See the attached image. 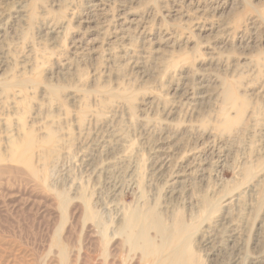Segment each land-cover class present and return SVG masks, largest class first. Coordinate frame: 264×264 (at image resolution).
Segmentation results:
<instances>
[{"label":"rangeland","instance_id":"374dc122","mask_svg":"<svg viewBox=\"0 0 264 264\" xmlns=\"http://www.w3.org/2000/svg\"><path fill=\"white\" fill-rule=\"evenodd\" d=\"M126 13L146 22L144 34L130 32L124 58L91 56L96 44L100 53L114 47ZM186 18L202 30L183 24ZM48 26L58 34H47ZM163 37L173 45L155 53ZM182 84H193L201 102L175 95ZM27 134L34 175L9 151ZM212 142L226 148L223 169L216 154L202 152ZM165 143L170 169L158 174L153 164ZM189 151L205 172L171 184ZM232 191L237 201L227 205ZM204 201L213 209L203 215ZM132 214L160 222L162 230L145 233L151 249L122 227ZM173 217L193 228L182 246L196 264H264V0H0V264H129L133 257L147 264L143 249L169 255ZM206 224L216 225L206 237L216 256L200 239Z\"/></svg>","mask_w":264,"mask_h":264},{"label":"bare ground","instance_id":"6f19581e","mask_svg":"<svg viewBox=\"0 0 264 264\" xmlns=\"http://www.w3.org/2000/svg\"><path fill=\"white\" fill-rule=\"evenodd\" d=\"M92 1V0H91ZM112 1V0H111ZM103 2V1H102ZM97 3V2H96ZM174 4V3H173ZM89 5V4H88ZM222 5V4H221ZM96 5H93L92 7L94 8ZM101 7V6H100ZM102 9V8H101ZM88 10V9H87ZM97 10V9H96ZM107 11V10H106ZM152 11V10H151ZM104 13V12H103ZM86 14V13H85ZM89 15L91 14V13H88ZM22 15V14H21ZM17 17V16H16ZM23 17H24V15H23ZM91 17V16H90ZM208 17V16H207ZM103 18V17H102ZM110 18V17H109ZM97 19V18H96ZM187 20L185 21V22H183V24L184 23H187V24H191V26L195 29V30H202V27H200L199 25L197 26V23L199 22L197 19H193V18H186ZM28 20H31V19H29L28 18ZM94 20V19H93ZM100 21V20H99ZM198 21V22H197ZM106 22V21H105ZM155 22V21H154ZM95 23V22H94ZM119 23V22H118ZM121 23V22H120ZM122 23H123V27H122V30H121V34H120V36L117 38V41L116 42H114V44H113V46L114 47H112V46H107V48L106 49H104L103 50V52H101L100 53V44H96V46H92V47H90V48H88V50H87V52H89L90 53V55L91 56H94V55H98V57L100 56V55H102V56H105L106 58H107V60L109 61V59L111 58V56H113L114 55V58L115 57H117V58H119V59H121V58H124L125 57V55L128 53L127 52V49H126V46L127 45H125V41L126 40H128V39H130L131 38V34H130V32H133L134 34L136 33V34H138V36H142L143 34H144V31H145V26H146V22H144L142 19H138V18H135L134 16H132L130 13H126V14H124V16H123V18H122ZM186 24V25H187ZM48 25V24H47ZM90 25V24H89ZM99 25V24H98ZM88 26V25H87ZM56 28V27H55ZM86 28V27H85ZM97 28V27H96ZM106 28V27H105ZM48 30H50V31H48ZM59 30V29H58ZM61 31H62V29H60ZM120 30V29H119ZM153 30V29H152ZM47 34H58V32L56 31V30H54V28H53V26H48L47 27ZM46 32V31H45ZM111 32H112V30H111ZM152 33V32H151ZM173 33V32H172ZM100 37V36H99ZM104 38V37H103ZM174 39V38H173ZM102 40V39H101ZM114 40V39H113ZM107 41V40H106ZM153 42H155V41H153ZM175 42V41H174ZM107 43V42H106ZM110 44V43H109ZM156 44H157V46H156V48H154V52L155 53H158L159 52V50H161V49H163V48H165V49H171V47H172V41L170 40V38H159L158 40H157V42H156ZM79 45V44H78ZM77 46V45H76ZM163 47V48H162ZM81 49V48H80ZM82 49H84V48H82ZM171 51V50H170ZM74 54V53H73ZM123 55V56H122ZM182 56H184V55H182ZM185 57V56H184ZM102 58H104V57H102ZM131 58H132V56H131ZM114 60H116V59H114ZM130 60V59H129ZM181 60V59H180ZM131 61V60H130ZM135 67V66H134ZM137 68V67H136ZM187 75V74H186ZM183 79H185V78H183ZM198 82V81H197ZM7 86V85H6ZM201 86V85H200ZM1 87H3V86H1ZM9 87V86H8ZM188 87H190V88H188ZM181 88H183V89H181ZM199 89H200V87H199ZM175 91V95H178L180 92H182V94H181V97L183 96L184 98H189V96H191V100H192V102H194V101H196V100H198V101H200V100H202L203 99V96H201V94L200 93H197L196 92V89L194 88V86H193V84L192 85H190V86H187V85H185V84H182V86L181 87H176V89L174 90ZM77 92H79V91H77ZM81 92H82V90H81ZM89 93L91 92V91H88ZM87 92V93H88ZM94 92H96V91H94ZM105 92V91H104ZM103 92V93H104ZM114 92V91H113ZM86 93V92H85ZM115 93H117V92H115ZM109 94V93H108ZM83 95V94H82ZM84 96V95H83ZM107 96V95H106ZM116 96V95H115ZM74 97V96H73ZM117 97V96H116ZM127 97V96H126ZM110 98V97H109ZM71 99H72V97H71ZM127 99V98H126ZM129 99V98H128ZM183 99V98H182ZM55 100V99H54ZM83 100V99H82ZM102 100V99H101ZM104 100H106V99H104ZM188 100H190V99H188ZM21 101V100H20ZM96 101H97V98H96ZM186 101V100H185ZM201 102V101H200ZM227 103L229 102V105H231V107H232V102L230 101V100H227L226 101ZM3 103V102H2ZM98 103V102H97ZM216 103V102H215ZM194 104V103H193ZM218 105H219V103H218ZM20 107V106H19ZM233 107L234 108H236V105L234 104L233 105ZM98 113V112H97ZM220 113V112H219ZM237 113H238V111H237ZM15 114V113H14ZM221 114V113H220ZM15 116H16V114H15ZM169 116V115H168ZM16 118V117H15ZM87 118V117H86ZM53 120V119H52ZM22 121V120H21ZM85 122H86V120H85ZM217 122V121H216ZM20 123H22V122H20ZM220 123V122H219ZM218 123V124H219ZM22 125V124H21ZM25 124L23 123V126H24ZM42 125V124H41ZM55 125V124H54ZM82 125V124H81ZM19 126H20V124H19ZM84 126V125H83ZM192 125H190V127H191ZM194 126V125H193ZM15 127V126H14ZM22 127V126H21ZM50 127V126H49ZM189 127V128H190ZM17 128H19V127H17ZM53 128V127H52ZM82 128V127H81ZM84 128V127H83ZM194 128H195V126H194ZM187 130H188V128H186ZM185 129V130H186ZM191 129V128H190ZM189 129V130H190ZM197 129V128H196ZM7 130V129H6ZM48 130V129H47ZM192 130V129H191ZM214 130V129H213ZM19 131H21V130H19ZM56 131V130H55ZM203 131V130H202ZM83 132V131H82ZM193 132V131H192ZM204 132V131H203ZM207 132V131H206ZM3 133L5 134L6 132H4L3 131ZM14 133V132H13ZM20 133V132H19ZM185 133H186V131H185ZM187 133H189V131L187 132ZM191 133V132H190ZM212 133H213V131H212ZM217 133V132H216ZM8 134V133H7ZM170 134V133H169ZM228 134V133H227ZM38 135V134H37ZM56 135H58V133L56 134ZM168 136V135H167ZM175 136V135H174ZM184 136V135H183ZM208 136V135H207ZM42 137V136H41ZM53 137H55V135L53 136L52 135V133L51 132H49L48 133V135H47V141H53ZM202 137V136H201ZM210 137V136H209ZM229 137V136H228ZM10 138H12V137H10ZM37 138V137H36ZM173 138V137H172ZM39 139V138H38ZM44 139V138H43ZM164 139V138H163ZM162 139V140H163ZM177 139V138H176ZM215 139V138H214ZM56 140V139H55ZM207 140V139H206ZM221 140V139H220ZM37 141V140H36ZM169 141V140H168ZM171 141V140H170ZM198 141V140H197ZM199 141H201V140H199ZM219 141V140H218ZM4 142V141H3ZM58 142H59V140H58ZM64 142V141H63ZM166 142V141H165ZM217 142V141H216ZM34 140H33V137H32V135L31 134H27L25 137H24V139H22L21 141H11V144H10V150L9 151H11V161H13V163H17V164H24L25 166H28V168H29V171H30V173L32 174V175H34L35 174V171L34 170H32V168H31V156H30V153H31V149L33 148V146H34ZM61 143V142H60ZM65 143V142H64ZM124 143H126V142H124ZM128 143V142H127ZM201 143V142H200ZM55 144H57V143H55ZM123 144V143H122ZM204 144V143H203ZM208 144V143H207ZM65 145V144H64ZM124 145V144H123ZM126 145V144H125ZM209 145V144H208ZM218 145H219V147H218ZM218 145H215V143L214 142H212V145H211V147L210 148H202V152H205V151H210V154H216L215 156H216V163H215V165H216V168L217 169H223V166L225 165V163H226V160H227V157H228V155H227V151H226V148L224 147V145L223 144H218ZM128 145H126V147H127ZM126 147H125V149H126ZM129 147H130V145H129ZM175 147V146H174ZM196 147V146H195ZM197 147H199V146H197ZM201 147V146H200ZM43 149V148H42ZM53 149H54V147H53ZM170 147H168V144L167 143H165L164 145H163V147H160L159 149H158V151H157V154H156V157H157V163L156 164H153L154 165V168H153V170L155 171V173L157 172L158 174H161L163 171H165L164 169H166L165 167H168L169 168V166H168V163L170 162V158H169V155H170ZM185 149V148H184ZM187 149V148H186ZM62 150H63V148H62ZM127 150H128V147H127ZM127 150H125L126 152H128ZM155 150H157V149H155ZM176 150H177V148H176ZM194 150V149H193ZM197 150V149H196ZM195 150V151H196ZM201 150V149H200ZM59 151H61V149L59 150ZM59 151H57V152H59ZM65 151V150H64ZM178 151V150H177ZM185 151V150H184ZM195 151H194V153H192L191 151H189L187 154H182V157L180 158V162L179 163H181L182 164V166H184V167H182L181 168V166H180V168L182 169V171H178L177 170V172H175L174 170V173L172 174V177H171V179L170 178H168V180L170 179V183L171 184H177L179 181H180V179H182V178H185L186 176H190V175H193L194 173H196V171H199L202 167H203V162L201 161V159L199 158V157H197V156H195L196 154H195ZM41 152V151H40ZM54 152V151H53ZM56 152V153H57ZM155 152V151H154ZM153 152V153H154ZM197 152V151H196ZM55 153V154H56ZM66 153V152H65ZM123 153H124V150H123ZM174 153V152H173ZM179 153V152H178ZM34 154V153H33ZM54 154V155H55ZM67 154V153H66ZM122 154V153H121ZM124 154H126V153H124ZM199 154V153H198ZM120 155V154H119ZM123 155V154H122ZM173 155V154H172ZM204 155V154H203ZM50 156V155H49ZM59 156V159H60V155H58ZM57 156V157H58ZM63 156V155H62ZM181 156V155H180ZM179 156V157H180ZM2 157V156H1ZM116 157V156H115ZM120 157H121V155H120ZM206 157V156H205ZM213 157V156H212ZM7 158V157H6ZM5 158V159H6ZM65 158V157H64ZM4 159V160H5ZM47 159V158H46ZM45 159V160H46ZM116 159V158H115ZM3 160V161H4ZM38 160V159H37ZM54 160V159H53ZM57 160V159H56ZM56 160L54 161V162H56ZM110 160V159H109ZM112 160H114L113 158H112ZM111 160V161H112ZM124 160V159H123ZM49 161V160H48ZM58 161V160H57ZM178 161V160H177ZM196 161H199V163H197V165H195L196 163ZM215 161V160H214ZM213 161V162H214ZM41 162V161H40ZM46 162H47V160L45 161V164H46ZM103 162V161H102ZM107 162V161H106ZM106 162H103V163H106ZM109 162V161H108ZM6 163H7V161H6ZM51 164V163H50ZM49 164V165H50ZM102 164V163H101ZM100 164V165H101ZM129 164V163H128ZM37 165V164H36ZM42 165V164H41ZM53 165H54V163H53ZM98 165V164H97ZM153 165H152V167H153ZM175 165V164H174ZM210 165H211V163H210ZM40 166V165H39ZM99 166V165H98ZM132 166V165H131ZM131 166H129L128 168H130ZM176 166V165H175ZM52 167V166H51ZM95 167H96V165H95ZM207 167H208V165H207ZM213 167V166H212ZM39 168V167H38ZM42 168H43V166H42ZM114 168V167H113ZM127 168V169H128ZM134 168V167H133ZM167 168V169H168ZM177 168V167H176ZM179 168V169H180ZM204 168V167H203ZM35 169V168H34ZM98 169V168H97ZM96 169V170H97ZM116 169V168H115ZM170 169V168H169ZM178 169V168H177ZM207 169V168H206ZM215 169V168H214ZM28 170V169H27ZM132 170H135V169H132ZM150 170V169H149ZM202 170V169H201ZM204 170H205V168H204ZM204 170H202L201 172L202 173H204L205 171ZM3 171V170H2ZM1 171V172H2ZM14 171V170H13ZM110 171V170H109ZM113 171H115V170H113ZM172 171V172H173ZM221 171V170H220ZM100 172H101V170H100ZM99 172V173H100ZM107 172V169H106V171H105V173ZM219 172V171H218ZM39 173V172H38ZM108 173V172H107ZM112 172H110V174H111ZM124 173L126 174V172L124 171ZM154 173V172H153ZM122 174V173H121ZM124 174V175H125ZM131 174V173H130ZM164 174V173H163ZM162 174V175H163ZM169 174V173H168ZM123 175V176H124ZM161 175V176H162ZM113 176V175H112ZM117 176V175H116ZM158 176V175H157ZM166 176V175H165ZM115 177V176H114ZM119 177V176H118ZM125 177V176H124ZM200 177V176H199ZM28 178H30V177H28ZM106 178V177H105ZM104 178V179H105ZM112 178V177H111ZM117 178V177H116ZM130 178H131V176H130ZM158 178V177H157ZM196 178V177H195ZM202 178V177H201ZM136 179V178H135ZM187 179V178H186ZM200 179V178H199ZM106 180H108V179H106ZM111 180V179H110ZM110 180H109V183H110ZM115 181H116V179H114ZM114 180H113V182H114ZM118 180V179H117ZM120 180V179H119ZM184 180V179H183ZM137 181V180H136ZM167 181V180H166ZM186 182V181H185ZM188 182V181H187ZM131 183V182H130ZM164 183V182H163ZM114 184H116L115 182H114ZM113 184V185H114ZM166 184H164V186H165ZM116 186H117V184H116ZM119 186V185H118ZM115 186H111V188H114ZM120 187V186H119ZM166 187V186H165ZM171 188V187H170ZM115 189V188H114ZM121 189H122V187H121ZM168 189V188H167ZM174 189V188H173ZM119 190V189H118ZM130 190V189H129ZM175 190V189H174ZM114 191V190H113ZM117 191V190H116ZM118 192V191H117ZM172 192V191H171ZM170 192V193H171ZM175 192V191H174ZM232 192H234V191H232ZM112 194H114V193H112ZM173 194V193H172ZM171 194V195H172ZM178 194V193H177ZM233 195L229 198V199H227V200H225V201H229L228 203H227V205L228 204H231V203H234V202H236L237 201V198H236V191L234 192V193H232ZM111 195V194H110ZM112 196V195H111ZM61 197V196H60ZM112 198V197H111ZM116 198H118L117 197V195H116ZM115 199V198H114ZM120 199V198H119ZM36 200H38V199H36ZM60 200H62L63 201V199H59V201ZM111 200V199H110ZM116 200V199H115ZM114 200V201H115ZM112 201V200H111ZM118 201V200H117ZM41 202V201H40ZM44 202H46V201H44ZM61 202V201H60ZM106 202V201H105ZM113 202V201H112ZM111 202V203H112ZM116 202V201H115ZM46 204V203H45ZM60 204H63V203H60ZM59 204V205H60ZM113 204V203H112ZM111 204V205H112ZM57 205V204H56ZM114 205V204H113ZM199 205V204H198ZM197 205V206H198ZM223 205V204H222ZM46 206V205H45ZM104 206V205H103ZM108 206V205H107ZM115 206H116V203H115ZM196 206V205H195ZM117 207V206H116ZM137 207V206H136ZM146 207V206H145ZM214 207H216V206H214ZM48 208H50L49 206H48ZM88 208V207H87ZM100 208V207H99ZM102 208V207H101ZM100 208V209H101ZM155 208V207H154ZM200 208V207H199ZM103 209V208H102ZM105 209V208H104ZM111 209V208H110ZM117 209V208H116ZM134 209V208H133ZM150 210H151V208H149ZM210 209H213L212 207H210V205H209V202H206V201H204L203 203H202V206H201V208H200V213H202L203 215L206 213L207 214V212L210 210ZM52 210V209H51ZM147 210V209H146ZM153 210V209H152ZM37 211V210H36ZM53 211H55V210H53ZM76 211V210H75ZM79 211V210H78ZM99 211V210H98ZM115 211V210H114ZM124 211H126V209L124 210ZM73 212H74V210H73ZM85 212V211H84ZM116 212V211H115ZM115 212L113 213V214H115ZM130 212H131V210H130ZM153 212V211H152ZM196 212V211H195ZM51 213H53V212H51ZM78 214H79V212H77ZM118 213V212H117ZM127 213H128V211H127ZM126 212H125V214H127ZM155 213H156V211H155ZM209 213V212H208ZM213 213H215V212H213ZM55 214V213H54ZM145 214H146V212H145ZM145 214H142L143 216L141 217V218H139L138 216H135L134 214H132V216L131 217H129V216H127L126 218H125V216H123L124 218H123V220L122 221H124V225L125 226H122V227H124L125 228V231L127 230V229H130V230H135L136 231V233H138V235H140L141 236V241L148 247V248H150V245H151V243H150V240L147 238L148 236H146V234L147 233H149V232H147L146 233V231L148 230V231H150V229L151 228H154L153 226H159V225H157L158 223L160 224V222H157V223H155L158 219H155V222H152L151 221V216H146ZM173 214V213H172ZM176 214V213H175ZM174 214V217H176V215ZM192 214V213H191ZM211 214V213H210ZM216 215L218 214V213H215ZM214 214V215H215ZM73 215H74V213H73ZM128 215H129V213H128ZM131 215V214H130ZM148 215H149V213H148ZM212 215V214H211ZM228 215V214H227ZM52 216V215H51ZM200 216V215H199ZM202 216V215H201ZM225 216H226V214H225ZM115 217H116V215H115ZM138 217V218H137ZM162 217H163V215H162ZM161 217V218H162ZM173 217V218H174ZM181 217V216H180ZM193 217V216H192ZM203 217V216H202ZM205 217V216H204ZM209 217H211V216H209ZM212 217H213V215H212ZM119 218V217H118ZM157 218V217H156ZM165 218V217H164ZM172 218V217H171ZM176 218H178V215H177V217ZM194 218V217H193ZM226 218V217H225ZM122 219V218H121ZM152 219H153V217H152ZM179 219V218H178ZM178 219H175L174 218V221H173V219H172V222H173V224H172V226L174 227L173 229V233H171V235H170V237H172L174 240H175V243H171L172 245V247H170L169 246V248H167V252H166V250H165V254H169L167 257H164V256H166V255H162V252H161V254L160 255H162L163 257L162 258H158L157 257V255H156V251H154L153 253H145L146 251L143 249L142 250V254H143V256L145 255V256H147L146 258H149V260H148V262H147V264H196L195 262H194V260L187 254L188 252H190L189 250H188V248H187V252H186V249H185V251H184V249H183V247L184 248H186V246H182V243L189 237V233H190V231H191V233H192V230H193V228H192V230H189L190 228H188V226L187 225H185V224H183V223H181V221H179ZM199 219V218H198ZM206 219V218H205ZM209 219V218H208ZM222 219V218H221ZM118 220V219H117ZM168 220V219H167ZM185 220V219H184ZM223 220H224V218H223ZM121 221V220H120ZM166 221V220H165ZM186 221V220H185ZM197 221V220H196ZM201 221V220H200ZM202 223H204L205 222V220H203L202 219ZM117 222V221H116ZM119 222V221H118ZM162 222V221H161ZM172 222H170V230H171V223ZM192 222H194V221H192ZM191 222V223H192ZM229 222V221H228ZM234 222V221H233ZM232 222V223H233ZM120 223V222H119ZM163 223V222H162ZM161 223V224H162ZM190 223V224H191ZM197 223V222H196ZM196 223H194V224H196ZM210 223V222H209ZM231 223V224H232ZM235 223V222H234ZM117 224V223H116ZM164 224V223H163ZM166 224V223H165ZM164 224V225H165ZM189 224V225H190ZM205 224V223H204ZM261 225L259 226V232H260V229H261V227L263 226V224L264 223H260ZM164 225H163V227L162 228H164ZM168 225V226H169ZM228 226L230 225V224H227ZM239 225V224H238ZM155 226V227H156ZM216 225H211V224H206L205 226H204V228L202 229V234H201V236H200V239L203 241V243H205V245L203 244V246H205V248H207L208 246H210L209 247V250H211V251H209L210 253V255H212V256H216V254H215V251H217L214 247H212L211 245V243L213 242H211V241H209L208 239H206V237L207 236H209V234L211 233L210 231L215 227ZM219 226V225H218ZM160 227V229L159 230H162L161 229V226H159ZM119 228V227H118ZM195 228V227H194ZM218 228H220V229H222L220 226L218 227ZM117 229V228H116ZM165 230H163L164 231V234H167V228L165 227L164 228ZM200 229V228H199ZM227 229H228V227L226 228V231H227ZM198 230V229H197ZM223 230V229H222ZM236 230V229H235ZM152 231V230H151ZM156 231V230H155ZM195 231V230H194ZM237 231H238V229H237ZM232 233H230L229 231H228V233L230 234V238H231V236H233L234 235V233H235V231H231ZM241 232H242V230H241ZM118 233H120V232H118ZM118 233H116V234H118ZM125 233V232H124ZM123 233V234H124ZM146 233V234H145ZM162 233V232H161ZM240 233V232H239ZM238 233V234H239ZM122 234V235H123ZM151 234V233H150ZM163 234V233H162ZM193 234V233H192ZM196 234H197V232H196ZM219 234V233H218ZM242 234V233H241ZM262 234V233H261ZM136 235V234H135ZM152 235V234H151ZM158 235H160V234H158ZM237 235V234H236ZM116 236V235H115ZM119 236V235H118ZM124 236V235H123ZM122 236V237H123ZM150 236V235H149ZM162 236V235H161ZM218 236V235H217ZM238 236H240V235H238ZM237 236V237H238ZM121 237V236H120ZM236 237V236H235ZM242 237V236H241ZM125 238V237H124ZM123 238V239H124ZM162 238H164L165 239V235H164V237H162ZM191 238H192V236H191ZM191 238H190V240H191ZM213 238H215V237H213ZM240 238V237H239ZM238 238V239H239ZM129 239V238H128ZM132 239V238H131ZM130 239V240H131ZM199 239V240H200ZM240 239H242V238H240ZM239 239V240H240ZM253 239H254V237H253ZM256 239V238H255ZM125 240H126V238H125ZM124 240V241H125ZM133 240V239H132ZM161 240V239H160ZM163 240V239H162ZM166 240V239H165ZM189 240V241H190ZM196 240V239H195ZM200 240V241H201ZM211 240V239H210ZM213 240H215V239H213ZM228 240V239H227ZM141 241L139 242V244L141 243ZM194 241V240H193ZM257 241H258V239H257ZM198 242V241H197ZM197 242H196V244H197ZM126 243V241L124 242V244ZM142 243V244H143ZM192 243V242H191ZM201 243V242H200ZM239 243H240V241H239ZM117 244H118V242H117ZM164 244V243H163ZM195 244V243H194ZM199 244V243H198ZM237 244V240L236 239H232L231 241H230V245H229V249L231 250V252H233L232 250L233 249H236V247H235V245ZM53 245V244H52ZM69 245V244H68ZM127 245H129V246H132L133 248H135V247H137V249L139 248L138 247V242L137 243H135V242H133L132 244H130V242H129V244H128V241H127ZM191 246H192V244H190ZM189 245V247H191ZM115 246L116 245H114L113 247H111L112 249L113 248H115ZM118 246H119V244H118ZM117 246V247H118ZM197 246H199V245H197ZM202 246V245H201ZM243 245H241V247H242ZM124 247H126V246H124ZM154 247H155V245H154ZM153 247V248H154ZM240 247V246H239ZM254 247H256V246H254ZM147 248V249H148ZM161 248V247H160ZM162 248H163V245H162ZM117 249V248H116ZM120 249V248H119ZM129 249V248H128ZM131 249V248H130ZM136 249V248H135ZM151 249V248H150ZM149 249V250H150ZM164 249V248H163ZM200 250H202L201 248H199ZM238 249V248H237ZM58 250V249H57ZM61 250V249H60ZM124 250V249H123ZM156 250V249H155ZM229 250V251H230ZM239 250V253H240V249H238ZM242 250V249H241ZM245 250V249H244ZM254 250H255V248H254ZM264 250V249H263ZM50 251H52V250H50ZM50 251H48L49 253H50ZM125 251V250H124ZM123 251V252H124ZM153 251V250H152ZM47 252V253H48ZM115 252H117V250L115 251ZM133 252V251H132ZM144 252V253H143ZM149 252V251H148ZM205 252V251H204ZM220 252V251H219ZM257 252H259V251H257ZM44 253V252H43ZM48 253V254H49ZM73 253V252H72ZM119 253H120V251H119ZM141 253V252H140ZM217 253V252H216ZM236 253V252H235ZM242 253V252H241ZM261 253H263L262 251L260 252V254ZM53 254V253H52ZM115 254V253H114ZM126 253H124L123 255H125ZM221 254V253H220ZM254 254V253H253ZM59 255H60V253H59ZM66 255V254H65ZM133 255V254H132ZM160 255H159V257H160ZM191 255V254H190ZM194 255V254H193ZM205 255H207L206 253H205ZM217 255H218V253H217ZM242 255V254H241ZM255 255H256V253H255ZM259 255V254H258ZM257 255V256H258ZM45 256H48L47 254H45ZM44 256V257H45ZM49 256H50V254H49ZM117 256H119V254L117 255ZM192 256V255H191ZM224 256V255H223ZM245 256H247L246 254H245ZM113 257V256H112ZM124 257V256H123ZM133 257V256H132ZM229 257H230V255H229ZM239 257V256H238ZM249 257V256H248ZM254 257H256V256H254ZM45 258H47V257H45ZM52 258V257H51ZM50 258V259H51ZM115 258V257H114ZM125 258V257H124ZM143 258V257H142ZM233 258V257H232ZM236 258V257H235ZM240 258V257H239ZM247 258V257H246ZM253 258V257H252ZM50 259H46L47 261H49ZM113 259V258H112ZM211 259V258H210ZM210 259H209V261H210ZM229 259V258H228ZM228 259H227V261H228ZM237 259V258H236ZM241 259V258H240ZM35 260V259H34ZM115 260H117V259H115ZM129 260V259H128ZM141 260V259H140ZM207 260V259H206ZM212 260V259H211ZM112 261V260H111ZM139 260H137V258H135V257H133V258H131L130 259V263H129V261H128V263L129 264H139V262H138ZM217 261V260H216ZM234 261V260H233ZM240 261V260H239ZM238 261V262H239ZM243 261V260H242ZM116 262V261H115ZM214 262V261H213ZM229 262V261H228ZM232 262V261H231ZM230 262V263H231ZM117 264L119 263L118 261L116 262ZM127 263V262H126ZM125 263V264H126ZM142 263V262H141ZM215 263V262H214ZM230 263H227V264H230ZM237 263V262H236ZM112 264V263H111ZM124 264V263H123ZM218 264V263H217ZM219 264H220V262H219ZM232 264V263H231ZM238 264V263H237ZM253 264H259V260L258 259H255L254 261H253Z\"/></svg>","mask_w":264,"mask_h":264}]
</instances>
